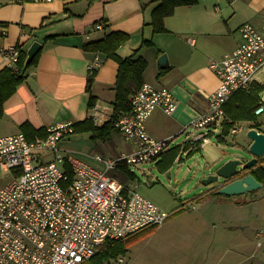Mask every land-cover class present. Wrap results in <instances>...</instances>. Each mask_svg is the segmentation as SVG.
<instances>
[{
  "label": "crops",
  "instance_id": "1",
  "mask_svg": "<svg viewBox=\"0 0 264 264\" xmlns=\"http://www.w3.org/2000/svg\"><path fill=\"white\" fill-rule=\"evenodd\" d=\"M157 3L158 0H0V47L17 45L26 51L33 40L42 44L36 63L27 70L25 79L3 103L0 135L24 133L25 130L37 131L65 121H82L90 117L96 104L100 108H107L111 119L117 62L101 51L85 49L84 44L112 31H121L128 37L116 48V54L126 57L136 51L134 55L144 57L148 63L143 73L144 82L170 89L177 100L171 113L161 108L152 112L145 122L147 132L158 139L172 137L169 149L186 141L190 136L188 124L207 109L208 95L219 83L210 63L220 60L237 46L240 41L238 27L241 23L252 21L262 29L264 0H245L243 17L230 24L223 23L215 16L199 14L191 9L194 4L179 5L171 15L164 18V32H154L149 23L151 11ZM97 23H101L102 27L96 28ZM144 40H151L152 44H146ZM161 53L167 56L164 67L158 66L157 59ZM95 56H99L102 64L90 73L87 64ZM4 67L5 61L0 55V70ZM91 74L94 76L89 83L88 76ZM257 78L249 91L255 84L263 86L258 93L259 102L264 94V72L259 73ZM135 91L129 94L128 100ZM261 114L264 112L254 114L251 120H237L225 133V124L230 120L228 112H225V117L211 129L210 137L216 136L219 141H224L228 135H235L241 130L234 133L231 131L242 122L248 123L247 129L253 127L264 132L263 122L258 119ZM186 125L187 129L182 131ZM90 136V133L71 132L62 137L58 148L102 169L104 164L94 154L114 158L123 151L130 152L134 146L132 141L124 140L114 126L105 141L94 142ZM34 137L41 135L34 133L28 138ZM232 156L226 155L220 163ZM52 158L50 150L42 152L43 161ZM159 159L153 161L155 166ZM120 165L127 166L134 173L133 166L124 163H119L109 172L113 175ZM134 175L133 179L122 182L134 183L138 189L137 176ZM192 208H195L194 205ZM184 209L186 207L180 208L179 215L188 212ZM201 215L184 224H177L180 231L173 228L174 236L185 248V258L196 260L193 264H204L205 258L211 259L210 264H230L222 263L223 256L227 254L222 249H230L232 257H237L243 251L248 252L240 264H264V230L261 229L260 235V230L256 229L253 236L248 233L239 237L235 250L234 247L222 248V243L229 242V237L226 231L218 232L216 227L225 229L236 225L223 220L216 223L212 217L204 213ZM179 220L172 219L165 228L176 226ZM117 258L122 259L120 262L117 259L119 263L124 261L121 256ZM188 264H192L191 261Z\"/></svg>",
  "mask_w": 264,
  "mask_h": 264
},
{
  "label": "built area",
  "instance_id": "2",
  "mask_svg": "<svg viewBox=\"0 0 264 264\" xmlns=\"http://www.w3.org/2000/svg\"><path fill=\"white\" fill-rule=\"evenodd\" d=\"M238 32L237 46L210 63L219 83L208 95L207 109L188 124L190 136L184 142L189 145L202 147L209 142L211 129L225 117L230 96L248 91L264 72V14L262 29L245 21ZM19 53L17 45L0 47L5 66L14 69ZM101 64L95 56L87 69L92 73ZM176 103L170 89L143 82L130 96V108L113 122L124 140L134 143L133 149L114 158L94 154L104 164L102 169L59 150V141L72 132V121L50 124L44 136L33 139L23 132L0 135V169L12 176L0 182V264H83L106 239L162 225L169 213L140 194L136 184L123 183L109 171L119 163L136 166L155 161L171 147L172 137L151 136L145 122L157 108L171 113ZM92 109L95 125L110 119L107 108L96 104ZM253 112H264V94ZM240 129L242 125L231 131ZM44 150L53 153L51 160H42Z\"/></svg>",
  "mask_w": 264,
  "mask_h": 264
},
{
  "label": "rangeland",
  "instance_id": "3",
  "mask_svg": "<svg viewBox=\"0 0 264 264\" xmlns=\"http://www.w3.org/2000/svg\"><path fill=\"white\" fill-rule=\"evenodd\" d=\"M191 7L199 14L215 16L223 23L230 24L243 17L245 0H197ZM258 119L264 126V114ZM239 125H242V129L235 135H228L224 141L212 136L200 151L189 156L181 153L180 158L177 156L166 172H161L153 161L141 163L143 169L132 167L137 176V190L140 194L167 211L169 216L165 225L145 231L139 240L131 243L126 254L121 256L124 260L122 263L117 261L118 258H110L106 264H188L190 261L193 264L196 260L184 257L185 248L174 236V229L180 231L177 224L197 219L202 213L212 217L216 223L223 220L236 225L225 228L227 230L216 227L218 232L226 231L229 237V242H223L222 248L234 247L235 250L239 237L248 233L253 236L256 229L264 230V187L249 190L244 194L224 195L216 193V187L199 183L204 175L217 168L220 160L226 155L233 154L238 147L247 145L248 138L246 139L245 134L248 123L242 122ZM119 140L122 141L121 138ZM249 157L251 155H248ZM261 158L260 164L264 167V155ZM11 177L0 169L1 183L8 182ZM150 177H152L151 182H149ZM192 205L195 208H192ZM181 207H186L184 210L188 212L179 215L178 210ZM175 216L177 217L174 218ZM172 219L180 220L175 223L176 226L165 228ZM222 250L227 251L222 263L240 264L248 255L247 251H243L244 254L240 253L237 257H232L230 249ZM84 262V264H93V260ZM203 262L210 264L211 259L205 258Z\"/></svg>",
  "mask_w": 264,
  "mask_h": 264
},
{
  "label": "trees",
  "instance_id": "4",
  "mask_svg": "<svg viewBox=\"0 0 264 264\" xmlns=\"http://www.w3.org/2000/svg\"><path fill=\"white\" fill-rule=\"evenodd\" d=\"M92 1V0H89ZM197 0H158V3L151 11L150 25L154 32H164L166 27L164 25V18L171 15L174 9L179 5L195 4ZM128 35L121 31H112L103 37L90 40L84 44L85 49L98 50L103 52L107 57L114 59L117 62L116 79L114 83L115 96L113 100L114 112L110 120L105 125L98 127L94 125L90 117L82 121L72 122V133H90L91 139L94 142L99 140L105 141L110 137L113 129L114 119L118 113L126 111L130 108L128 96L135 89L141 86L144 82L143 73L147 67V60L142 56L132 55L120 57L116 54V48L127 39ZM146 44H152L151 40H144ZM20 48V47H19ZM40 51V50H39ZM39 51L34 55L31 61L23 69L26 51L20 48V53L17 59L16 68L5 66L0 70V116L3 112L4 101L15 91L16 86L25 79V74L37 61ZM94 74L88 76L89 83L93 80ZM263 89V86L255 84L252 90H239L236 91L225 104V112H228L229 121L225 124L224 132L227 133L229 129L235 124L237 120H251L254 118V108L258 104V93ZM93 101L90 102V104ZM27 125V124H25ZM25 130V129H24ZM34 133L45 135L46 130L40 129L37 131L24 132L27 137H32ZM187 150V156L200 150L199 145H189L183 142L177 145L164 154L161 159L157 161V168L164 172L174 162L180 151ZM255 164L248 169L259 182L264 185V167ZM121 181H127L134 178V173L125 165L118 166L117 170L113 173ZM180 210V209H179ZM178 210V211H179ZM151 226L140 230L135 234L126 236L119 239H106L102 244L98 245L95 253L87 260H93V264H106L110 258H117L125 255L128 246L138 240L142 233L154 228ZM85 262H83L84 264Z\"/></svg>",
  "mask_w": 264,
  "mask_h": 264
},
{
  "label": "water",
  "instance_id": "5",
  "mask_svg": "<svg viewBox=\"0 0 264 264\" xmlns=\"http://www.w3.org/2000/svg\"><path fill=\"white\" fill-rule=\"evenodd\" d=\"M42 44L33 40L26 49V57L23 69L31 61ZM158 66L164 67L167 63V56L161 53L158 56ZM246 137L249 143L240 146L233 156L220 163L214 171L204 175L199 183L216 187V193L224 195L244 194L245 192L261 187L259 182L248 169L259 163V158L264 155V132L250 127L246 130ZM248 155L251 157L248 158Z\"/></svg>",
  "mask_w": 264,
  "mask_h": 264
},
{
  "label": "flooded vegetation",
  "instance_id": "6",
  "mask_svg": "<svg viewBox=\"0 0 264 264\" xmlns=\"http://www.w3.org/2000/svg\"><path fill=\"white\" fill-rule=\"evenodd\" d=\"M248 143H249V142H248ZM248 143H247V144H248ZM260 159H261V157L259 158V160H260Z\"/></svg>",
  "mask_w": 264,
  "mask_h": 264
}]
</instances>
